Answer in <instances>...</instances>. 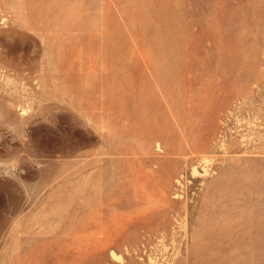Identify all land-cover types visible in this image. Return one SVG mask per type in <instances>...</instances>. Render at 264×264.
Wrapping results in <instances>:
<instances>
[{
    "label": "rangeland",
    "instance_id": "obj_1",
    "mask_svg": "<svg viewBox=\"0 0 264 264\" xmlns=\"http://www.w3.org/2000/svg\"><path fill=\"white\" fill-rule=\"evenodd\" d=\"M0 264H264V0H0Z\"/></svg>",
    "mask_w": 264,
    "mask_h": 264
}]
</instances>
